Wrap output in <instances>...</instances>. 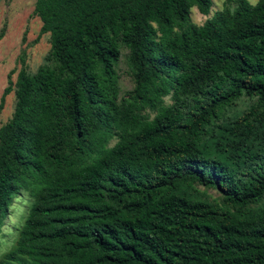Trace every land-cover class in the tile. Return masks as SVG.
I'll use <instances>...</instances> for the list:
<instances>
[{
    "label": "trees",
    "instance_id": "1",
    "mask_svg": "<svg viewBox=\"0 0 264 264\" xmlns=\"http://www.w3.org/2000/svg\"><path fill=\"white\" fill-rule=\"evenodd\" d=\"M211 5L35 0L48 54L34 73L21 54L0 101L14 90L0 229L13 199L31 198L7 261L264 264V0L190 20ZM121 45L134 86L118 100ZM243 95L255 103L214 133ZM194 183L221 202L195 198Z\"/></svg>",
    "mask_w": 264,
    "mask_h": 264
},
{
    "label": "rangeland",
    "instance_id": "2",
    "mask_svg": "<svg viewBox=\"0 0 264 264\" xmlns=\"http://www.w3.org/2000/svg\"><path fill=\"white\" fill-rule=\"evenodd\" d=\"M253 3V0H248ZM225 0H212L208 14H201L196 6L190 9V20L201 25L213 12L221 10ZM257 2V0H256ZM255 2V3H256ZM35 0H0V101L8 82L15 81L16 73L20 69L19 56H24V67L27 72L34 73L44 62L49 51V36L47 33H40L41 21L34 14ZM195 9V11H193ZM199 18V23L197 22ZM128 49L121 45V54L116 65L118 100L127 97L134 86V81L127 63ZM165 104H171L169 96L164 98ZM256 101V97L245 95L236 99L225 109L221 118L216 120L214 133H217L216 125H223L239 117ZM14 90L12 89L4 96L2 108H0V126L11 116L14 108ZM117 137L108 140L107 145H113ZM237 177L241 176V168L231 166ZM244 178V176H241ZM195 198L221 202L220 193L214 188H206L204 185L194 183L191 189ZM264 198L262 199V201ZM31 202L29 195L21 191L8 207L7 215L3 219L0 229V264H16L5 259L17 237L18 228L26 216L28 206Z\"/></svg>",
    "mask_w": 264,
    "mask_h": 264
},
{
    "label": "clouds",
    "instance_id": "3",
    "mask_svg": "<svg viewBox=\"0 0 264 264\" xmlns=\"http://www.w3.org/2000/svg\"><path fill=\"white\" fill-rule=\"evenodd\" d=\"M255 2H256V0H253V5H255ZM193 11H195V9H193ZM198 23L200 22L199 21V18H198V21H197Z\"/></svg>",
    "mask_w": 264,
    "mask_h": 264
}]
</instances>
